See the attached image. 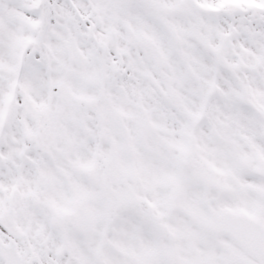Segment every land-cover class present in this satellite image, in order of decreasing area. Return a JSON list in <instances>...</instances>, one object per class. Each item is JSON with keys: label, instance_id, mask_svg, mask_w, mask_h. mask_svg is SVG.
Instances as JSON below:
<instances>
[{"label": "snow or ice", "instance_id": "1", "mask_svg": "<svg viewBox=\"0 0 264 264\" xmlns=\"http://www.w3.org/2000/svg\"><path fill=\"white\" fill-rule=\"evenodd\" d=\"M0 264H264V0H0Z\"/></svg>", "mask_w": 264, "mask_h": 264}]
</instances>
